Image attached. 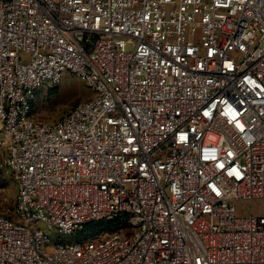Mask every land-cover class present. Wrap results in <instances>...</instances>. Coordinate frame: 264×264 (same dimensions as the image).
Segmentation results:
<instances>
[{
  "label": "built area",
  "instance_id": "1",
  "mask_svg": "<svg viewBox=\"0 0 264 264\" xmlns=\"http://www.w3.org/2000/svg\"><path fill=\"white\" fill-rule=\"evenodd\" d=\"M0 154V264H264V0H0Z\"/></svg>",
  "mask_w": 264,
  "mask_h": 264
},
{
  "label": "rangeland",
  "instance_id": "2",
  "mask_svg": "<svg viewBox=\"0 0 264 264\" xmlns=\"http://www.w3.org/2000/svg\"><path fill=\"white\" fill-rule=\"evenodd\" d=\"M91 95L92 90L81 77L66 72L61 82L53 86L46 84L38 91L33 115L41 121L58 120L66 115L77 102L85 100ZM1 160L2 156L0 154V164ZM16 198L17 183L0 165V213L15 217ZM252 204L254 212L256 214L260 213V201L255 200ZM237 206L241 214L247 215L250 213V202L240 201ZM34 225L46 231L52 239V244L60 239L68 242L72 238L70 235L58 233L57 230L50 231L46 229V225L42 221L35 222ZM118 229L119 227L114 230L105 229L102 234H109Z\"/></svg>",
  "mask_w": 264,
  "mask_h": 264
},
{
  "label": "trees",
  "instance_id": "3",
  "mask_svg": "<svg viewBox=\"0 0 264 264\" xmlns=\"http://www.w3.org/2000/svg\"><path fill=\"white\" fill-rule=\"evenodd\" d=\"M8 216V215H7ZM123 222L116 220H101L86 224L82 229L72 234L71 239L86 238L93 234H101L105 229L114 230L121 226Z\"/></svg>",
  "mask_w": 264,
  "mask_h": 264
}]
</instances>
